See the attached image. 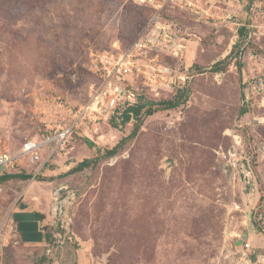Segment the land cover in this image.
<instances>
[{"label":"rangeland","instance_id":"obj_1","mask_svg":"<svg viewBox=\"0 0 264 264\" xmlns=\"http://www.w3.org/2000/svg\"><path fill=\"white\" fill-rule=\"evenodd\" d=\"M226 1L233 18L218 25L168 12L189 44L164 60L192 76L188 94L116 154L137 121L102 112L97 133L81 125L41 171L18 156L10 173L33 178L0 184V264H264V0ZM149 14L141 0H0V154L97 101L98 56L131 44ZM30 209L54 241L23 239L14 215Z\"/></svg>","mask_w":264,"mask_h":264},{"label":"built area","instance_id":"obj_2","mask_svg":"<svg viewBox=\"0 0 264 264\" xmlns=\"http://www.w3.org/2000/svg\"><path fill=\"white\" fill-rule=\"evenodd\" d=\"M141 3L150 10V14L138 38L124 47L115 45L111 51L98 56L104 94L92 104L77 108L72 123L65 126L58 123L55 129L42 137L26 139L18 155L1 153L0 176L16 167L18 156L28 161L23 166L36 165L41 171L56 152L66 148L81 125L90 131H86L88 136L97 133L100 128L97 119L101 118L98 114L105 112L108 120L113 115L122 117L128 107L140 102L144 88L159 91L165 87L186 86L192 79L188 71L164 60L168 56L180 61L189 44L186 35L169 18L171 9L186 11L198 23L218 25L233 18V13L221 5H226V0L224 3L222 0H141ZM249 245L246 244L247 247Z\"/></svg>","mask_w":264,"mask_h":264},{"label":"trees","instance_id":"obj_3","mask_svg":"<svg viewBox=\"0 0 264 264\" xmlns=\"http://www.w3.org/2000/svg\"><path fill=\"white\" fill-rule=\"evenodd\" d=\"M246 27H240L239 34L240 36H245ZM240 47V46H239ZM241 52L240 48H237ZM229 55L225 60L218 61L212 67L214 71H218L222 69L229 61ZM189 85L184 86L183 88H178V94L175 98L162 100L158 102H148L144 97L143 94L141 96V100L138 104L132 105L128 107L122 114V121L123 123H127L131 120L132 117L136 119V124L134 126L133 131L130 135L124 137L119 141V143L109 149L106 154L112 156L117 153L118 149L129 139L134 138L137 133L139 132L141 126L145 121V116L153 114L157 110H165V109H172L177 107L184 101V99L188 94ZM184 97V98H183ZM247 112V108H243L241 113L244 114ZM131 113L133 115H131ZM93 160L90 158H86L79 162L72 170L74 171H81L89 166H91ZM11 178H21V179H30L33 178V175L29 174H22V173H6L0 176V184L4 183L6 180ZM40 180V179H39ZM35 220L30 223L19 222L18 230L23 235L24 240H31V241H42L46 240L48 242H52L55 240L54 234L52 232V228L46 229V232L42 231L39 228V220L42 219V214L35 212ZM25 224V225H24Z\"/></svg>","mask_w":264,"mask_h":264},{"label":"water","instance_id":"obj_4","mask_svg":"<svg viewBox=\"0 0 264 264\" xmlns=\"http://www.w3.org/2000/svg\"><path fill=\"white\" fill-rule=\"evenodd\" d=\"M14 217H15V219L18 222H22V221H25V220H32L33 213H30V212H18V213H16L14 215ZM60 250H61V247L58 248V252H60Z\"/></svg>","mask_w":264,"mask_h":264},{"label":"crops","instance_id":"obj_5","mask_svg":"<svg viewBox=\"0 0 264 264\" xmlns=\"http://www.w3.org/2000/svg\"><path fill=\"white\" fill-rule=\"evenodd\" d=\"M49 172H50V174H52V175L56 174V171H55V170H50ZM40 181H41V180H40ZM21 212H30V213H33V214H34L35 212L41 213V212L38 211V210L35 211V210H31V209H30V210H26V211L24 210V211H21ZM34 220H35V215H33L32 220H25V221H22V222H24V223L27 224V223H30V222H32V221H34ZM38 222H39V224H40L41 220H39ZM18 225H19V222H18ZM24 225H25V224H24ZM21 235H22V234H21ZM22 237H23V235H22ZM23 239H24V238H23ZM29 239H30V238H29ZM29 239H28V240H25V241H31V240H29Z\"/></svg>","mask_w":264,"mask_h":264},{"label":"bare ground","instance_id":"obj_6","mask_svg":"<svg viewBox=\"0 0 264 264\" xmlns=\"http://www.w3.org/2000/svg\"><path fill=\"white\" fill-rule=\"evenodd\" d=\"M100 137H101V136H100ZM100 137H99V138H100Z\"/></svg>","mask_w":264,"mask_h":264}]
</instances>
